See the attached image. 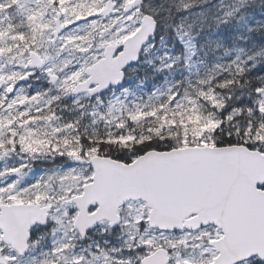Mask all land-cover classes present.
<instances>
[{"label":"snow or ice","instance_id":"snow-or-ice-1","mask_svg":"<svg viewBox=\"0 0 264 264\" xmlns=\"http://www.w3.org/2000/svg\"><path fill=\"white\" fill-rule=\"evenodd\" d=\"M0 264H264V0H0Z\"/></svg>","mask_w":264,"mask_h":264}]
</instances>
